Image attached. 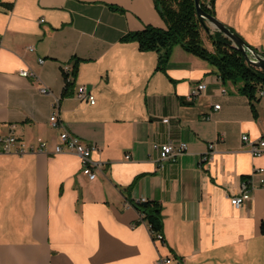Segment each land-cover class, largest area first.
<instances>
[{
	"label": "crops",
	"instance_id": "0c3cea01",
	"mask_svg": "<svg viewBox=\"0 0 264 264\" xmlns=\"http://www.w3.org/2000/svg\"><path fill=\"white\" fill-rule=\"evenodd\" d=\"M213 9L264 55V0ZM149 26L166 28L155 0H0V136L49 148L0 154V264H264V153L242 141L264 138V95L252 103L180 46L158 70L159 53L123 41ZM53 114L96 147V180L77 154L53 153ZM179 144L186 153L160 162V147ZM250 181V200L234 208ZM130 200L161 205L158 239Z\"/></svg>",
	"mask_w": 264,
	"mask_h": 264
},
{
	"label": "trees",
	"instance_id": "16d2710c",
	"mask_svg": "<svg viewBox=\"0 0 264 264\" xmlns=\"http://www.w3.org/2000/svg\"><path fill=\"white\" fill-rule=\"evenodd\" d=\"M214 1L201 0L202 10L213 17ZM155 5L166 28L149 26L142 31L126 35L123 41L136 42L142 52L159 53L157 69L162 71L166 69L174 47L180 46L186 52L214 66L222 82L242 83L239 93L247 96L252 103L258 102L257 91L264 90V71L250 65L242 53L233 47L232 42L219 32L209 35L213 51L207 49L203 38L204 26L197 17L194 0H155ZM230 31L237 34L231 29ZM251 49L257 52L256 49ZM72 86L73 84L67 83L63 96L69 94ZM128 203L138 211L141 221L147 223L152 238L158 239L163 232L161 205L157 202L131 200ZM261 232L264 235V221L261 224Z\"/></svg>",
	"mask_w": 264,
	"mask_h": 264
},
{
	"label": "built area",
	"instance_id": "2783aa9c",
	"mask_svg": "<svg viewBox=\"0 0 264 264\" xmlns=\"http://www.w3.org/2000/svg\"><path fill=\"white\" fill-rule=\"evenodd\" d=\"M43 23V21H41ZM29 51H33L32 48ZM40 63H43V60H39ZM69 68L65 69L66 74L68 73ZM20 76L29 77L34 76V73L30 70H22L20 72ZM206 88L205 84H199L190 94L188 100L191 101L193 98L197 97L202 91ZM40 92L42 94H46L47 90L41 89ZM264 95V90L257 91V98H260ZM78 99L83 102H88L91 105L95 104V97L93 94L87 90L86 87H81L78 90ZM216 109H219L220 106H216ZM167 122V120H165ZM49 124L52 128L60 131L59 134V143L55 146L53 153L54 154H63L65 152H74L78 156H80L83 164V172L82 174L90 181H94L97 179L98 170L100 169V165L93 162L91 160V155L96 151L95 146H86L81 142L80 139L72 136L60 123L56 114H53L49 118ZM242 141L250 146L251 153L254 157H259L264 153V138L257 141L252 142L247 136L242 137ZM187 151L186 144L179 145H164L159 148L160 152V162L164 161H175L178 156L183 155ZM49 152V148L47 143L39 140L36 145H29L18 140L15 136L9 135L7 137H0V154H14L17 156H24L27 154H47ZM126 159L129 160L130 157L126 156ZM205 160L207 159L204 158ZM258 173L264 174V169L257 170ZM260 188H264V179H261ZM256 189V186L250 181L243 184V192L236 197L231 198V204L234 208H241L246 202L250 200V191ZM170 261H167L169 263Z\"/></svg>",
	"mask_w": 264,
	"mask_h": 264
},
{
	"label": "water",
	"instance_id": "95a60500",
	"mask_svg": "<svg viewBox=\"0 0 264 264\" xmlns=\"http://www.w3.org/2000/svg\"><path fill=\"white\" fill-rule=\"evenodd\" d=\"M197 17L204 26V31L212 35L215 32L223 34L228 38L233 47L239 50L245 57L246 61L253 67L264 71V55L252 50L246 42L237 34L232 33L226 26L221 24L215 17L208 15L201 8V0H194Z\"/></svg>",
	"mask_w": 264,
	"mask_h": 264
},
{
	"label": "bare ground",
	"instance_id": "6f19581e",
	"mask_svg": "<svg viewBox=\"0 0 264 264\" xmlns=\"http://www.w3.org/2000/svg\"><path fill=\"white\" fill-rule=\"evenodd\" d=\"M30 49V48H29ZM29 77H31V76H29ZM57 115V114H56ZM57 117H58V115H57ZM58 120H59V118H58ZM60 121V120H59ZM60 123L62 124V122L60 121ZM63 125V124H62ZM64 126V125H63ZM64 128H65V126H64ZM66 129V128H65ZM67 130V129H66ZM68 131V130H67ZM69 132V131H68ZM10 135H13V134H10ZM72 135V134H71ZM9 136V135H8ZM13 136H15V135H13ZM73 136V135H72ZM0 137H3V136H0ZM4 137H7V136H4ZM16 137V136H15ZM75 137V136H74ZM17 138V137H16ZM18 140H20V141H22L21 139H19V138H17ZM79 139V138H78ZM39 141V140H38ZM38 141H37V143H38ZM22 142H24V143H26L25 141H22ZM82 142V141H81ZM36 143V144H37ZM46 143V142H45ZM83 144H85L84 142H82ZM48 145V144H47ZM86 145V144H85ZM86 146H93V145H86ZM74 153V152H73ZM48 154V153H47ZM93 154V153H92ZM4 155H14V154H4ZM17 156V155H16ZM80 157V156H79ZM91 160H92V155H91ZM82 161V160H81ZM93 161V160H92ZM94 162V161H93ZM100 165V164H99ZM101 169H102V166L100 165V169L98 170V174H99V172L101 171ZM82 172H83V164H82ZM98 174H97V177H98Z\"/></svg>",
	"mask_w": 264,
	"mask_h": 264
},
{
	"label": "rangeland",
	"instance_id": "374dc122",
	"mask_svg": "<svg viewBox=\"0 0 264 264\" xmlns=\"http://www.w3.org/2000/svg\"><path fill=\"white\" fill-rule=\"evenodd\" d=\"M203 38L205 41L206 46L210 47V42H209V34H207L204 30H203Z\"/></svg>",
	"mask_w": 264,
	"mask_h": 264
}]
</instances>
